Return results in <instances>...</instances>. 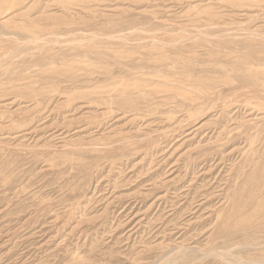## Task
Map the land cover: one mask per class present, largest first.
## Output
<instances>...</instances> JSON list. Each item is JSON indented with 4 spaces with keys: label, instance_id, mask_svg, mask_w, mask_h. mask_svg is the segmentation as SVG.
Segmentation results:
<instances>
[{
    "label": "rangeland",
    "instance_id": "obj_1",
    "mask_svg": "<svg viewBox=\"0 0 264 264\" xmlns=\"http://www.w3.org/2000/svg\"><path fill=\"white\" fill-rule=\"evenodd\" d=\"M0 264H264V0H0Z\"/></svg>",
    "mask_w": 264,
    "mask_h": 264
}]
</instances>
